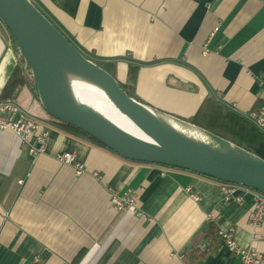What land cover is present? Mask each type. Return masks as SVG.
Masks as SVG:
<instances>
[{"label": "crops", "instance_id": "obj_1", "mask_svg": "<svg viewBox=\"0 0 264 264\" xmlns=\"http://www.w3.org/2000/svg\"><path fill=\"white\" fill-rule=\"evenodd\" d=\"M31 1L155 110L186 121L201 111L206 121L219 108L246 119L264 106V0ZM21 63L0 22V103H26V88L5 92ZM131 66L139 68L134 79ZM66 152L83 173L58 159ZM129 189L137 209L119 211L112 195ZM253 192L240 187L244 202L227 201L218 181L127 160L73 130L52 127L37 157L0 131V264H188L189 252L208 248L213 225L238 246L262 251L264 225L253 240L248 223ZM198 264L240 259L222 238Z\"/></svg>", "mask_w": 264, "mask_h": 264}, {"label": "water", "instance_id": "obj_2", "mask_svg": "<svg viewBox=\"0 0 264 264\" xmlns=\"http://www.w3.org/2000/svg\"><path fill=\"white\" fill-rule=\"evenodd\" d=\"M0 21L31 69L43 108L54 119L127 160L185 170L264 194V159L132 98L112 74L87 59L31 0H0ZM70 75L101 88L139 134H130L95 110L84 109L71 91ZM169 119L175 125L200 129L235 150L226 154L184 135L165 123Z\"/></svg>", "mask_w": 264, "mask_h": 264}, {"label": "built area", "instance_id": "obj_3", "mask_svg": "<svg viewBox=\"0 0 264 264\" xmlns=\"http://www.w3.org/2000/svg\"><path fill=\"white\" fill-rule=\"evenodd\" d=\"M264 84V81H263ZM249 120L258 129H264V106L252 110L246 115ZM52 127L62 128L80 132L66 124L50 121L39 120L27 114L16 101H5L0 103V131L12 132L17 135L21 142L28 145L32 156L37 157L44 153L47 148V142L50 137ZM58 159L68 165H72L78 174L84 172V166L77 161L76 154L66 152L58 156ZM220 192L227 201L234 200L238 203L244 202V196L238 193L240 187L227 183H219ZM191 192V197L199 201V196ZM254 193V208L249 215L248 223L253 232V240L260 238V234L255 230L264 225V194ZM138 194L135 190H127L123 194L113 193L112 203L119 210H128L135 212L137 209ZM213 218L211 217V220ZM227 244L229 250L240 259V264H264V250L260 251L255 247L243 248L236 244L231 232L220 233Z\"/></svg>", "mask_w": 264, "mask_h": 264}, {"label": "trees", "instance_id": "obj_4", "mask_svg": "<svg viewBox=\"0 0 264 264\" xmlns=\"http://www.w3.org/2000/svg\"><path fill=\"white\" fill-rule=\"evenodd\" d=\"M40 11L42 12V10H40ZM7 33H8V38L12 42L13 46L18 50L17 45L15 43V40L12 37V35L9 33L8 30H7ZM18 52H19V50H18ZM20 56H21V62H22L21 64L22 65L12 75V78L10 79V81L7 84L5 92L8 93L9 90L13 91V88L14 89L20 88L21 90L26 88L27 91H25V93L27 95H29L27 100H26V103L24 104L23 100L20 98V100L17 101L18 105L27 114H29L30 116H32L36 119L59 122L58 120H56L53 117H51L50 115H48V113L43 108L41 100L39 98L35 79L33 77L31 69L27 65V63L24 60V57L21 55V53H20ZM86 58L89 59L88 57H86ZM90 61L99 65L100 67H103L102 64H99L98 62H96L94 60H90ZM138 69H139L138 67H132V66L130 67V77L131 78L134 79L136 77ZM24 72H27L28 75L31 76L30 80L27 76L24 75ZM110 74H112V73H110ZM112 75L114 76V74H112ZM119 85L122 87L123 90H125L127 92L129 91L128 86L122 85L121 83H119ZM136 100L140 103H143L142 101H140L137 98H136ZM143 104H145V103H143ZM219 110L221 112L220 114H217V115L207 119L206 121H204L202 119L201 111H200V113L196 117L187 120V122H189V123H191V124H193L199 128H202V129H204L210 133H213L214 135L219 136V137H221V138H223V139H225V140H227V141H229V142L253 153L254 155L259 156L262 159H264V132L260 131L249 120H246L243 117L229 113V112L223 110L222 108H219ZM92 140L94 142L98 143L96 140H94V139H92ZM98 144H100V143H98ZM205 239L209 243L208 248L205 251L199 250V251L189 252L187 255V258H186L188 264H198L201 261H205L209 257L211 252L214 250L216 245L219 243V241L222 239V237L219 233V229L216 225H213L208 229V231L206 232V235H205Z\"/></svg>", "mask_w": 264, "mask_h": 264}, {"label": "bare ground", "instance_id": "obj_5", "mask_svg": "<svg viewBox=\"0 0 264 264\" xmlns=\"http://www.w3.org/2000/svg\"><path fill=\"white\" fill-rule=\"evenodd\" d=\"M69 85L73 95L84 107V109L87 111L93 109L124 131L134 135L139 134L133 123L119 111L110 97L101 88L94 85L93 83H90L89 81H85L77 76L72 75L69 76ZM165 123L171 127H175L177 131H180L184 135L202 141L203 143L215 147L226 154L235 150L234 147H224L222 144H219L211 135L195 127H185L183 124L175 125L172 119H169V123Z\"/></svg>", "mask_w": 264, "mask_h": 264}]
</instances>
